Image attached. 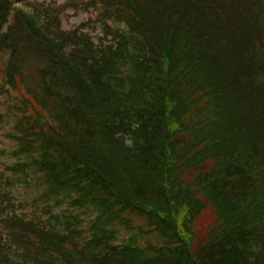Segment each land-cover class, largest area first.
Masks as SVG:
<instances>
[{
    "label": "trees",
    "instance_id": "obj_1",
    "mask_svg": "<svg viewBox=\"0 0 264 264\" xmlns=\"http://www.w3.org/2000/svg\"><path fill=\"white\" fill-rule=\"evenodd\" d=\"M68 1L96 43L0 0V264H264V0ZM82 80L107 145L62 125L96 134Z\"/></svg>",
    "mask_w": 264,
    "mask_h": 264
},
{
    "label": "rangeland",
    "instance_id": "obj_2",
    "mask_svg": "<svg viewBox=\"0 0 264 264\" xmlns=\"http://www.w3.org/2000/svg\"><path fill=\"white\" fill-rule=\"evenodd\" d=\"M33 1H49L52 2L53 6H56L57 4L60 5V11L57 14L58 15V25L59 27L55 26V28H60L63 30H70V31H74L75 33H78L80 30L81 31H85L88 34H90V36L92 37V40L96 43L97 42V37L100 36V22L96 20L95 16L96 13L94 11H91V7L89 6V10H85V9H81L79 8V6H74L71 5L69 3L68 0H33ZM79 5V4H78ZM90 11V12H89ZM6 25L7 23H4L2 25V31H4L6 29ZM18 42L19 39L17 38ZM21 40V44H22V38L20 37ZM37 59L32 58V61L30 63L36 65L37 64ZM1 66V64H0ZM36 71V70H35ZM22 80L19 78L18 83L21 84ZM57 83L59 84V86H65V88H62V90H66L68 91H72L75 92L73 85L71 84V86H69L66 83H62L61 81L57 80ZM75 83V87L76 90L78 92V97L82 100L83 104L86 106L90 116L93 117L95 123H92V126H94L96 128V134H94V136L92 138H90L86 132L84 131V129L81 128L82 122H77L74 121L72 118H70L67 115H64V118H66V120L64 119L62 122V125H65V123H68V127L67 129L69 130V135L71 137H73V139L76 141V145L78 147H83L85 143H87L88 141H92V143L97 142L101 145H107L108 143L107 140H104V136L103 133L101 132V128H103V125L101 124V120L103 118L106 119L107 117V111L108 108L104 107L103 103L101 102V100L98 98L97 93H95L94 91H92V88H88L86 87V83L85 82H74ZM68 85V86H67ZM27 93V92H26ZM25 93V95H26ZM29 97V95H27ZM3 97V95L1 96ZM14 97V96H13ZM32 97L35 99V97L32 95ZM1 99V98H0ZM1 101V100H0ZM31 102V101H30ZM47 102V101H46ZM35 103V102H33ZM2 104H0V111L2 110ZM50 108H52L55 111L59 112V109L53 107L50 102H47V106L44 105V109L43 108H39V110L42 112L43 116H47V112L46 110H49ZM49 118H53L55 120L54 117H49ZM103 121V120H102ZM75 126V127H73ZM78 126V127H76ZM109 126H107V128H109ZM5 132V133H4ZM1 135H0V170H4V165L6 164H11L13 163L14 159L13 156H10L11 154V141L9 142V139L7 137V131H4ZM127 141H130L129 139ZM170 146L169 142H165L164 146ZM172 152V150H171ZM170 169H172L170 167ZM6 170H4V172L0 171V174L2 177H4L6 175ZM23 195V196H22ZM21 197H25L24 194H20ZM24 199V198H23ZM182 212V211H181ZM178 214H180L177 211Z\"/></svg>",
    "mask_w": 264,
    "mask_h": 264
}]
</instances>
